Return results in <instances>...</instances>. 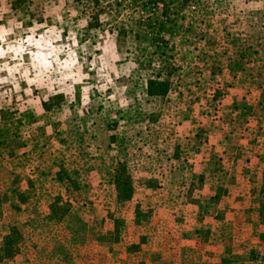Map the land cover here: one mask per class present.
Listing matches in <instances>:
<instances>
[{
  "label": "rangeland",
  "instance_id": "374dc122",
  "mask_svg": "<svg viewBox=\"0 0 264 264\" xmlns=\"http://www.w3.org/2000/svg\"><path fill=\"white\" fill-rule=\"evenodd\" d=\"M231 138L264 160V0H0V264H264Z\"/></svg>",
  "mask_w": 264,
  "mask_h": 264
},
{
  "label": "crops",
  "instance_id": "0c3cea01",
  "mask_svg": "<svg viewBox=\"0 0 264 264\" xmlns=\"http://www.w3.org/2000/svg\"><path fill=\"white\" fill-rule=\"evenodd\" d=\"M234 140L233 138L225 140L224 141V147L222 149L223 151V161H226L229 163L230 166H235L236 162L240 160V162L243 161V163L247 162L246 167L244 172H238L233 175V180H231V184L227 186V184L224 185H219L218 182H216V178L220 177L216 174L218 173H226V170L230 169H224L222 172L221 169L222 167L219 165H216V168H214L215 171H211V173H207L209 175V178L212 180L210 182L211 184V197L209 198H214L213 201H216V203H219L221 198L227 197L229 194H237L236 188L238 184V179H243L244 176L248 179H251L250 182H248L249 188L253 189L255 193H263L264 192V166L262 163L264 162L263 160V155H258V158L256 157V145L253 143V141H246L245 144H238L236 141L232 142ZM253 143V144H252ZM257 160L256 164L252 166L251 162L252 160ZM260 160V161H259ZM220 163V162H219ZM249 164V166H248ZM221 171V172H220ZM202 176H204V173L202 172L201 174H198V180L202 179ZM225 178H231V172H228ZM204 181V178L202 182ZM254 181V183H253ZM258 209V207H257ZM261 236V233L258 234V238Z\"/></svg>",
  "mask_w": 264,
  "mask_h": 264
},
{
  "label": "trees",
  "instance_id": "16d2710c",
  "mask_svg": "<svg viewBox=\"0 0 264 264\" xmlns=\"http://www.w3.org/2000/svg\"><path fill=\"white\" fill-rule=\"evenodd\" d=\"M164 86H165L164 82H152V81L147 82V95L149 96L162 95L164 93ZM128 192L129 191L127 190V194Z\"/></svg>",
  "mask_w": 264,
  "mask_h": 264
}]
</instances>
